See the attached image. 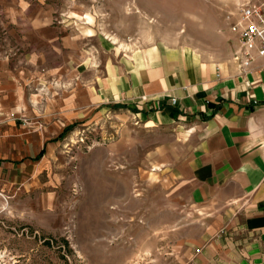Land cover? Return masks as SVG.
I'll return each mask as SVG.
<instances>
[{
	"label": "crops",
	"instance_id": "1",
	"mask_svg": "<svg viewBox=\"0 0 264 264\" xmlns=\"http://www.w3.org/2000/svg\"><path fill=\"white\" fill-rule=\"evenodd\" d=\"M52 11L0 0V173L25 180L72 125L133 112L170 134L154 153L193 211L184 244L194 264H264V58L244 70L233 53L222 65H165L169 53L151 47L129 63L78 25H53ZM22 110L37 127L18 126Z\"/></svg>",
	"mask_w": 264,
	"mask_h": 264
},
{
	"label": "rangeland",
	"instance_id": "2",
	"mask_svg": "<svg viewBox=\"0 0 264 264\" xmlns=\"http://www.w3.org/2000/svg\"><path fill=\"white\" fill-rule=\"evenodd\" d=\"M240 1L46 0L53 25H78L116 59L160 47L165 65L182 55L200 66L231 58ZM19 114L18 126H38ZM141 125L133 112L106 111L72 125L25 180L1 172L0 264H194L184 244L193 211L154 153L170 134Z\"/></svg>",
	"mask_w": 264,
	"mask_h": 264
},
{
	"label": "built area",
	"instance_id": "3",
	"mask_svg": "<svg viewBox=\"0 0 264 264\" xmlns=\"http://www.w3.org/2000/svg\"><path fill=\"white\" fill-rule=\"evenodd\" d=\"M229 31L236 38L232 59L239 69L264 58V0H241ZM217 72L219 76V67Z\"/></svg>",
	"mask_w": 264,
	"mask_h": 264
},
{
	"label": "bare ground",
	"instance_id": "4",
	"mask_svg": "<svg viewBox=\"0 0 264 264\" xmlns=\"http://www.w3.org/2000/svg\"><path fill=\"white\" fill-rule=\"evenodd\" d=\"M165 51V50H164ZM145 52V51H144ZM164 53V52H163ZM146 54V53H145ZM163 55V54H162ZM169 56V55H168ZM182 56V55H181ZM147 60V59H146ZM149 63V62H148ZM187 65V64H186ZM177 66V65H176ZM168 68V67H167ZM170 68V67H169ZM182 71V70H181ZM141 72V71H140ZM136 74V73H135ZM141 74V73H140ZM143 74V73H142ZM145 74V73H144ZM142 80V79H141ZM166 81V80H165Z\"/></svg>",
	"mask_w": 264,
	"mask_h": 264
}]
</instances>
